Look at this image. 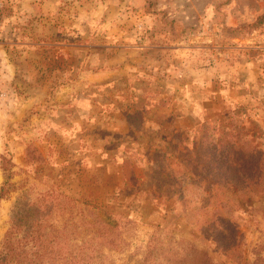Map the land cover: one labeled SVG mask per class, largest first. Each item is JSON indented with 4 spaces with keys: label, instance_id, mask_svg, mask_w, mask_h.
<instances>
[{
    "label": "rangeland",
    "instance_id": "1",
    "mask_svg": "<svg viewBox=\"0 0 264 264\" xmlns=\"http://www.w3.org/2000/svg\"><path fill=\"white\" fill-rule=\"evenodd\" d=\"M205 125L218 152L254 150L258 175L179 178ZM4 184L0 246L23 204L57 202L47 227L68 248L96 214L115 221L95 264H143L156 232L151 264L187 244L232 264L235 229L264 259V0H0Z\"/></svg>",
    "mask_w": 264,
    "mask_h": 264
},
{
    "label": "trees",
    "instance_id": "2",
    "mask_svg": "<svg viewBox=\"0 0 264 264\" xmlns=\"http://www.w3.org/2000/svg\"><path fill=\"white\" fill-rule=\"evenodd\" d=\"M207 125L202 128L199 137L193 140V148L190 152L191 158L186 163L180 165L181 173L179 178L186 176L189 171L198 173L200 176L203 169H214L218 174L223 175L231 167L235 169H244L249 166L253 174L260 169L261 158L254 161L253 157L256 152H246L239 148V142H233L226 151H219L218 148L222 143L215 138L211 139V135L205 133ZM204 133V136L201 135ZM202 137V138H201ZM234 137H230L228 143H232ZM234 146V147H233ZM250 153V154H249ZM258 153V152H257ZM238 155L242 159L234 161V157ZM247 155H250L248 158ZM205 158V159H204ZM233 164V165H231ZM258 175V173H257ZM236 182L233 192L236 194L244 193V188L248 186L246 181V172L240 170L235 176ZM256 185V183H254ZM7 192V184L0 188V199H3ZM59 203L55 202L49 212L42 215V209L39 204H23L19 215L12 218V224L5 233L0 246V264H95L93 258L97 257V246H94L96 239L104 242L103 245H112L109 236L117 225L115 221L106 216L104 220H100L101 214H96V223L99 224L97 229V237L91 238L83 242L81 245H75L68 248L61 244V231L54 229L52 226L47 227V219L52 214L54 208ZM156 232L151 239L150 246L146 253L143 264H151L153 259L154 242L157 237ZM229 235L228 247L222 253L232 264H264V259L256 257L253 261H248L244 257V234L240 231H233ZM98 242L97 245H101ZM96 244V243H95ZM188 252L184 256L178 253L172 254L163 264H218L205 250H200L194 245H188ZM216 253L220 254L221 249L217 247Z\"/></svg>",
    "mask_w": 264,
    "mask_h": 264
}]
</instances>
